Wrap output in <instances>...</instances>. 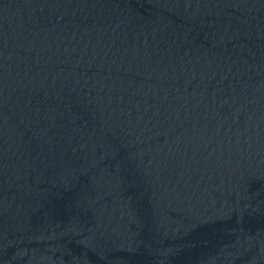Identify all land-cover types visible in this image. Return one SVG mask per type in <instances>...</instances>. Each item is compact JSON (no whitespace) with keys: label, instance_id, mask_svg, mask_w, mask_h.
Instances as JSON below:
<instances>
[{"label":"water","instance_id":"obj_1","mask_svg":"<svg viewBox=\"0 0 264 264\" xmlns=\"http://www.w3.org/2000/svg\"><path fill=\"white\" fill-rule=\"evenodd\" d=\"M0 264H264V0H0Z\"/></svg>","mask_w":264,"mask_h":264}]
</instances>
